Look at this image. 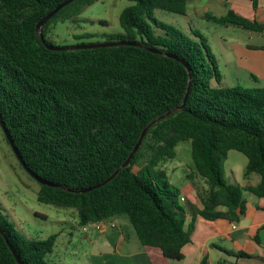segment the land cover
<instances>
[{
	"label": "trees",
	"instance_id": "trees-1",
	"mask_svg": "<svg viewBox=\"0 0 264 264\" xmlns=\"http://www.w3.org/2000/svg\"><path fill=\"white\" fill-rule=\"evenodd\" d=\"M65 1L0 0V113L27 166L61 186L39 184L37 199L74 210L82 229L124 217L144 247L181 261L197 218L236 223L246 214L244 191L264 199V87H223L225 77L201 34L157 17L158 11L186 15L193 0H128L132 5L119 19L122 33L107 36L104 43L131 41L140 47L51 51L42 38L56 46L49 40L54 26L76 20L98 0L70 4L44 26L41 37L38 23ZM247 1L257 14L261 0ZM205 17L220 26L264 33V23L232 8L224 16ZM150 49L180 57L190 72ZM190 81L185 108L148 131L130 165L113 181L84 194L64 189L80 191L108 179L153 121L183 105ZM183 142L192 146L188 177L196 203L188 198L184 203L163 168ZM231 151L247 158L244 178L258 175L255 186L243 188L225 179L222 167ZM0 228L24 264H53L49 256L56 235L27 240L1 212ZM0 264H18L1 233ZM201 264H210L209 257Z\"/></svg>",
	"mask_w": 264,
	"mask_h": 264
},
{
	"label": "rangeland",
	"instance_id": "rangeland-1",
	"mask_svg": "<svg viewBox=\"0 0 264 264\" xmlns=\"http://www.w3.org/2000/svg\"><path fill=\"white\" fill-rule=\"evenodd\" d=\"M131 5L128 0H98L76 20L54 26L49 40L59 47L104 43L107 36L122 33L120 15ZM227 6L246 16L254 12L247 0H193L186 15L158 11L157 17L186 33L196 31L201 34L225 77L223 87H264V33L253 34L233 26H220L205 17L207 13L224 16L229 9ZM3 133L0 130V212L27 240L43 241L56 235V246L49 256L53 264H91V255L96 249L104 248L103 242L95 248L91 246V241L100 234L93 228L85 232L79 227L74 210L38 201L39 183L21 168ZM176 150L177 157L163 165L168 180L182 191L183 196H196L188 177L193 168L191 143L183 142ZM247 163V158L240 152L229 153L222 167L228 183L244 188L259 182L260 177L256 174L244 178ZM243 195L248 200V208L259 200L247 191ZM184 197L185 203L188 200ZM86 233L90 235L89 239H85ZM224 259L228 258L224 256ZM214 264L225 263L216 258Z\"/></svg>",
	"mask_w": 264,
	"mask_h": 264
},
{
	"label": "crops",
	"instance_id": "crops-1",
	"mask_svg": "<svg viewBox=\"0 0 264 264\" xmlns=\"http://www.w3.org/2000/svg\"><path fill=\"white\" fill-rule=\"evenodd\" d=\"M236 11L239 12L238 9ZM250 15L244 16L264 23V0H261L257 14L253 12ZM184 196L197 202L194 195ZM191 220L188 216L187 225ZM96 231L100 235L94 237L91 246L95 248L99 242L105 244L103 249H96L91 255V264H201L205 256L209 257L210 264H214L216 258L225 264H264V199H259L251 208L247 202L246 214L236 223L197 218L192 242L184 248L181 261L167 259L159 249L144 247L124 217L111 220L106 229ZM89 238L86 233L85 239ZM226 251L244 252L248 257L231 256Z\"/></svg>",
	"mask_w": 264,
	"mask_h": 264
},
{
	"label": "water",
	"instance_id": "water-1",
	"mask_svg": "<svg viewBox=\"0 0 264 264\" xmlns=\"http://www.w3.org/2000/svg\"><path fill=\"white\" fill-rule=\"evenodd\" d=\"M75 1L77 0H67L61 4H59L53 11H51L48 15H46L44 18L41 19V21L38 23L37 27H36V31L39 35H41L42 37V30L44 28V26L54 17L56 16L61 10H63L64 8H66L67 6H69L70 4L74 3ZM42 41L44 43V45L47 47V49L51 50V51H66V50H93V49H100V48H108V47H117V46H128V47H140L141 45L137 42H131V41H119V42H108V43H100V44H90V45H78V46H71V47H56V46H53V45H50L48 43H46L43 38H42ZM151 52L155 53V54H160V55H164L170 59H173L179 63H181L182 65L185 66V68L190 72V68L188 66V64L182 60L180 57L174 55V54H171V53H162L160 51H157V50H153V49H150ZM190 91H191V81H190V86L188 88V92L186 94V97L184 99V103L183 105L180 107V108H176V109H173L171 111H169L166 115L158 118L157 120L153 121L143 132H142V135L138 141V143L136 144V146L134 147L133 151L131 152V154L129 155L128 159L123 163V165L117 170L115 171L108 179H106L104 182L98 184V185H95L93 187H90V188H87V189H82L80 191H74V190H70V189H67V188H64L65 190L67 191H70V192H75V193H81V194H84V193H88V192H91L93 190H97V189H100L101 187L109 184L111 181L114 180L115 177H117L119 175V173L127 168L132 159L134 158L135 154L138 152V150L140 149L148 131L154 126L156 125L159 121L163 120L164 118L170 116L171 114H173L176 110H181V109H184L186 104H187V101H188V98H189V94H190ZM0 126L11 146V148L13 149V152L15 153V156L17 157L18 161L20 162V164L23 166V168L25 169V171L31 176L33 177L39 184L41 185H45V186H49V187H54V188H59L61 187L59 184H55L53 182H49L47 180H45L44 178L38 176L37 174H35L28 166L27 164L25 163V161L23 160V157L21 156L20 152L18 151L16 145H15V142L12 138V135L10 133V131L8 130L3 118H2V115L0 113ZM0 233L1 235L4 237L9 249L11 250L16 262L18 264H24L20 258V256L18 255V253L16 252L13 244L10 242L9 238L4 234V232L2 231V229L0 228Z\"/></svg>",
	"mask_w": 264,
	"mask_h": 264
},
{
	"label": "built area",
	"instance_id": "built-area-1",
	"mask_svg": "<svg viewBox=\"0 0 264 264\" xmlns=\"http://www.w3.org/2000/svg\"><path fill=\"white\" fill-rule=\"evenodd\" d=\"M109 222H99V223H94L92 225H89L87 227H85L83 230L84 231H89L90 229H95V230H104L109 226ZM112 226L114 227L115 225L112 224Z\"/></svg>",
	"mask_w": 264,
	"mask_h": 264
}]
</instances>
